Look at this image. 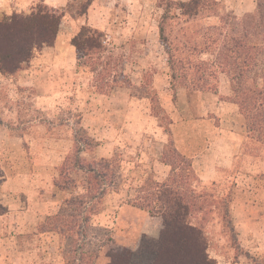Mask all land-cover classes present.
I'll list each match as a JSON object with an SVG mask.
<instances>
[{"label": "rangeland", "instance_id": "rangeland-1", "mask_svg": "<svg viewBox=\"0 0 264 264\" xmlns=\"http://www.w3.org/2000/svg\"><path fill=\"white\" fill-rule=\"evenodd\" d=\"M187 1L0 0V22L13 14L28 15L42 4L61 15L53 44L35 50L22 70L0 80V117L6 121L3 130L14 134L5 144L9 150L0 148V158L13 161L14 167H59L54 182L65 190L49 185L42 189L47 195L44 198L56 193L58 204L52 206L53 211L74 217L77 225L89 217L82 234L75 228L72 240L53 233L58 254L45 238L43 244L39 235L22 239L24 248L31 252V262L109 264L111 256L129 250L134 254L131 264H151L162 230L156 239L145 233L154 232L163 223L161 215L169 214L167 203L179 199L190 204L187 221L202 230L208 259L216 264H264V146L247 134L241 115L242 131L248 138L231 167L217 165L221 157H227L223 154L226 147L221 141L207 139L218 133L214 127L227 128L222 120L225 116L218 111L209 113L207 122L201 123L206 110L197 98L199 92H227L218 99L235 98L228 76L211 64L214 56L200 54V43L219 38L220 48L227 36H235V24L250 28L260 0H204L198 17L189 19L179 15L178 8V3ZM83 27L103 33L105 52L90 53L76 61L75 55L59 50L60 57L51 58L45 74L39 73L40 65L30 64L37 52H50L56 40L67 48ZM185 43L189 47L183 49ZM193 46L197 48L187 53ZM216 52L217 48L209 53ZM174 57L195 64L206 61L202 71L213 67L206 74L208 91L190 86L174 89L183 83L177 78L180 85L171 84L169 66L176 76L181 75V65ZM102 68L106 71L102 82L111 90L98 94L95 87L102 86L98 77ZM218 99H204V107L218 108ZM136 103L139 115L158 118L150 119L152 126L142 129L136 124L130 130L122 125V117L131 113ZM170 120L178 125L171 127ZM182 123L185 126L180 128ZM158 126L161 129L157 132ZM173 130L176 139L179 131L192 137L185 155L175 151L171 141L163 147L165 135L173 140ZM23 132L39 143L37 151L28 150L26 138L17 137ZM205 148L209 149V164L202 156ZM77 149H83L80 158L85 167H95L106 176L94 179L93 173L77 171ZM102 159L109 162L107 171L97 164ZM192 162L194 167H190ZM203 172L209 177L207 181L199 176ZM74 185L91 186L88 195L97 198L88 205H66L70 195H77L71 190ZM102 192L100 198L98 193ZM121 207L125 213H118ZM38 222L34 220L32 225L36 228ZM50 223L46 222L47 228H51Z\"/></svg>", "mask_w": 264, "mask_h": 264}, {"label": "trees", "instance_id": "trees-1", "mask_svg": "<svg viewBox=\"0 0 264 264\" xmlns=\"http://www.w3.org/2000/svg\"><path fill=\"white\" fill-rule=\"evenodd\" d=\"M203 1L188 0L178 3V8L181 10L179 15L185 16L187 19L198 17L203 8ZM60 20L61 15L54 9L42 4L38 5L28 15L13 14L0 22V73L3 76H12L15 72L22 70L23 64L30 61L35 50L52 45L58 32ZM235 25V36H227L222 47H217L219 38H208V41L200 43L202 46L200 54L214 56L211 64L214 68L221 69L228 76L230 91L235 97L234 99L230 97V100L237 105L240 114L244 116L247 134H252L253 138L264 146V1L260 0L257 4V16L250 28ZM159 31L161 32L160 29ZM104 43L103 33L89 27L81 28L71 39L77 61L86 58V55L90 53L105 52ZM187 45L186 43L183 44L182 48L186 49L189 47ZM195 45L199 46V44ZM196 48L193 46L187 49V53ZM215 48H217L215 54L209 53L213 52ZM170 56L172 58L174 55ZM174 58L181 65V75L179 76H176L172 67L169 66L170 71H172L171 84L172 82L175 85L181 84V86L173 85L174 89L177 87L188 89L190 86L197 91H208L206 74L209 75L208 73L213 67L202 71L201 68L207 65L206 61L195 64L186 58ZM105 72L102 68L98 76L100 78L99 84H102L101 87H95L98 94H105V90H111L105 82H102L101 75H104ZM177 78H180L183 83H177ZM86 144L88 143L84 142V145ZM82 151L83 149H77L74 159L75 167L89 174L93 173L94 179H101L106 176V172L100 173L95 167H85L80 158ZM176 156L180 157L178 153ZM97 164L103 170L107 171L109 168V162L106 159L100 160ZM171 165L173 166L174 163ZM56 185L61 190H65L63 186L57 183ZM90 187L88 189V187L74 185L71 190L77 195H70L65 204L88 205L90 201L97 198L96 195H88V192L92 191ZM75 190L78 191L75 192ZM104 193H98L100 198ZM75 196H78L76 199L78 203H75ZM83 198L87 199V202H83ZM189 205L188 203H181L179 199L167 203L166 209H169V214L161 215L163 229L160 232L158 246L151 264H216L206 255V244L202 230L187 221ZM197 205L199 204L197 203ZM48 221L51 222L49 224L51 228H47L48 226L45 225ZM88 222L89 217H85L81 220V224L78 223L77 225L74 217L59 212L47 216L44 222L39 225L38 230L41 233L51 232L62 236L64 239L72 240L76 234L73 232L75 228L79 230L78 234H82L85 224ZM133 255V252L129 250H123L119 254L111 256L112 260L109 264H131Z\"/></svg>", "mask_w": 264, "mask_h": 264}, {"label": "crops", "instance_id": "crops-1", "mask_svg": "<svg viewBox=\"0 0 264 264\" xmlns=\"http://www.w3.org/2000/svg\"><path fill=\"white\" fill-rule=\"evenodd\" d=\"M133 8V7H132ZM70 40V39H69ZM62 42L56 40L54 48L51 49L50 52L47 51H41L37 52L36 56L31 60L30 64L34 65H40L41 74H45L46 70L48 69V62H50L51 58L60 55L57 53L59 50L65 49L68 53H71L72 55H75V49L71 45V40L69 42V46H64L62 48L61 46ZM66 44V43H65ZM77 61V59H76ZM64 67V66H63ZM44 68V69H42ZM72 69V68H71ZM69 67V71L71 70ZM60 70V69H59ZM66 70V69H65ZM27 70H23L25 73ZM68 71H65V73ZM74 75H76V70L74 71ZM11 77V76H8ZM7 79V76H3L0 73V80ZM185 90V89H183ZM230 90V89H229ZM185 93V91H183ZM231 92V91H230ZM220 94H223V96H227V92L221 93L218 92V94H210L209 92H199L198 94V101L200 102L201 109L206 110L205 114H201V123L207 122L206 119L209 118V113H213L216 111L220 112L221 116H225L222 120H225V126L227 127L225 130L219 129L218 133L214 135L213 137H209L207 140L214 141L216 143L217 141H221V143H224V146L226 147L223 151V154L227 157H221L219 159L218 164L219 166L223 167H231L233 164L234 157L237 156L240 153L241 146L243 145L244 139H247V134L245 135L242 131V122H241V114L238 110V107L235 103H233L230 99L226 100L225 98H220ZM216 98L219 101L218 108H215V106L211 107H204V99L207 101H210V98ZM224 99V100H223ZM143 99L139 100L138 103L142 102ZM138 103L132 104L131 106V113H125V116L122 117L121 123L122 125H126V127L130 130L133 129L132 125L139 124L141 125V128L145 126L148 128V126H152V120L150 119H158L157 117L149 116V119L144 114H138L140 113V109L138 108ZM146 111V109H145ZM132 112H135V115L133 117L130 116ZM235 113V114H234ZM206 117V118H204ZM227 117L229 118L227 120ZM232 117V118H231ZM6 121L3 120L0 117V148L5 146V150L9 148V146L5 145L6 142L14 137V134L11 133L9 130L6 132L4 129V123ZM79 123V122H78ZM171 124V120L168 125ZM176 124V123H175ZM175 124H171L172 126H175ZM178 124H176L177 126ZM185 126L184 123L180 124V128ZM202 126V125H198ZM141 129V130H142ZM161 128L157 127V132ZM166 134H168V131H165ZM3 134V138L1 137ZM16 135V134H15ZM158 133L156 134V136ZM173 140L168 139L169 135H165V141L166 143H163V147L166 144H169L171 141L173 143V148L177 150L180 154L185 155V153L189 150V145L191 144L192 137L185 131H182L177 136L174 134L173 130ZM20 140H25V142H28V150H38L39 143L32 138L30 134L27 132H23L22 135L17 136ZM227 141V142H225ZM213 143V144H214ZM41 147V146H40ZM39 147V148H40ZM9 150V149H8ZM209 149L205 148V150L202 152V156L205 158L207 163L209 162ZM7 153H5L3 156H7ZM197 157L201 156L199 154L196 155ZM195 156V157H196ZM8 158V157H7ZM199 159V158H198ZM199 161V160H198ZM194 162V161H193ZM192 162L191 167H194V163ZM13 161H6L1 160L0 158V264H38L31 262V252L28 248H24V245L22 244V239H26V237H33L36 235L41 236L43 238V244L44 238L45 241L48 242L50 247L55 248V251L58 254V247L56 243V236L51 232H44L41 233L38 228L41 223L44 222L47 216H51L56 214V211H53L54 204L57 205V195L54 193V196H51V198L46 199V191H43L46 187L50 185L52 187L58 188L55 181V178L58 176V174L55 175V172H59V167H14ZM209 164V163H208ZM164 166V165H163ZM168 166V165H167ZM166 166V167H167ZM165 167V166H164ZM165 167V168H166ZM211 167H215L213 164ZM77 170V169H76ZM164 170V169H163ZM82 171V170H77ZM214 174V173H213ZM200 178L202 180L207 181L208 176L203 173L199 174ZM214 175H211L210 178L213 179ZM60 189V188H58ZM60 191H63L60 189ZM61 204V203H59ZM127 208V207H126ZM50 209L52 210L51 212ZM124 212L125 208L121 207L118 210V213ZM106 215V213H105ZM108 215V214H107ZM110 216H107L109 218ZM120 219L122 216H120ZM119 217L116 218V223L119 224L120 219ZM124 219V217L122 218ZM34 220H38L37 227L35 228L34 225H32ZM53 239H51V237ZM50 240V241H49ZM54 240L55 243L52 241ZM51 242V243H50ZM60 257L57 259L59 260Z\"/></svg>", "mask_w": 264, "mask_h": 264}, {"label": "clouds", "instance_id": "clouds-1", "mask_svg": "<svg viewBox=\"0 0 264 264\" xmlns=\"http://www.w3.org/2000/svg\"><path fill=\"white\" fill-rule=\"evenodd\" d=\"M163 229V223L156 226L154 232L151 233H145L146 236L149 238L156 239L159 236V232Z\"/></svg>", "mask_w": 264, "mask_h": 264}]
</instances>
